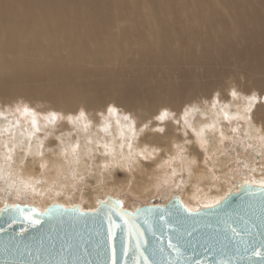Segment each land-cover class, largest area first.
Here are the masks:
<instances>
[{
	"label": "bare ground",
	"instance_id": "6f19581e",
	"mask_svg": "<svg viewBox=\"0 0 264 264\" xmlns=\"http://www.w3.org/2000/svg\"><path fill=\"white\" fill-rule=\"evenodd\" d=\"M245 181H264V0H0V208L198 209Z\"/></svg>",
	"mask_w": 264,
	"mask_h": 264
},
{
	"label": "water",
	"instance_id": "95a60500",
	"mask_svg": "<svg viewBox=\"0 0 264 264\" xmlns=\"http://www.w3.org/2000/svg\"><path fill=\"white\" fill-rule=\"evenodd\" d=\"M13 205L0 208V264H111L113 248L116 264H264V186L258 184L238 185L192 213L177 195L133 210L108 194L95 211ZM256 249L262 254L254 255Z\"/></svg>",
	"mask_w": 264,
	"mask_h": 264
},
{
	"label": "rangeland",
	"instance_id": "374dc122",
	"mask_svg": "<svg viewBox=\"0 0 264 264\" xmlns=\"http://www.w3.org/2000/svg\"><path fill=\"white\" fill-rule=\"evenodd\" d=\"M233 78V79H232ZM232 78H230V80L228 79V86L229 87H231V86H237V83L235 84V80L237 79V78H235V80H234V77H232ZM239 79H241L240 77H239ZM217 93V92H216ZM197 102H200V100L199 101H197ZM188 105V104H187ZM6 116H8V115H6ZM9 117V116H8ZM241 145L238 143L237 144V147H240ZM230 151L231 152H234V148L232 149H230ZM119 176H122L121 175V173L119 174ZM176 176H178V174L177 175H175L173 178L174 179H176L175 177ZM0 192H1V190H0ZM123 197V207L124 208H134V207H136V206H138L139 205V203L138 202H140V203H145V202H148V201H150V203H160V200H161V198L159 197V195L158 196H153V198H151V199H138V202H136V199L134 200L132 197H131V195L129 194V192L127 193V192H125L124 193V195L122 196Z\"/></svg>",
	"mask_w": 264,
	"mask_h": 264
},
{
	"label": "snow or ice",
	"instance_id": "6c2138e0",
	"mask_svg": "<svg viewBox=\"0 0 264 264\" xmlns=\"http://www.w3.org/2000/svg\"><path fill=\"white\" fill-rule=\"evenodd\" d=\"M233 95H235V93H233ZM254 99V98H253ZM160 119H163V115L160 117ZM245 183H248L247 181H245ZM262 185H264V181L261 182ZM216 203H219V201H217ZM16 205H12V208H15ZM185 208V211L188 212V213H192V212H195L196 209H193V208H190V207H187L186 205L184 206ZM82 211V210H81ZM92 211H95V209H92ZM25 218L26 219H31V216L30 214H25ZM34 223H39V220H34L33 221ZM233 231H235L233 229ZM111 231L109 232V238L111 239ZM254 255H261V250L260 249H256V251L253 253ZM111 264H116V258H115V249L113 248L112 250V257H111Z\"/></svg>",
	"mask_w": 264,
	"mask_h": 264
}]
</instances>
